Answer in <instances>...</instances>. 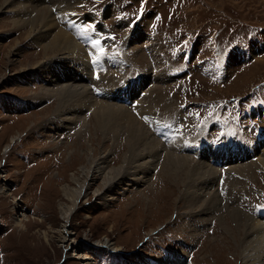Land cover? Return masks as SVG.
<instances>
[{
    "label": "rangeland",
    "instance_id": "rangeland-1",
    "mask_svg": "<svg viewBox=\"0 0 264 264\" xmlns=\"http://www.w3.org/2000/svg\"><path fill=\"white\" fill-rule=\"evenodd\" d=\"M33 2L0 0V264L263 263H252L257 252L229 210L264 220V169L248 177L230 169L258 162L264 150V0H74L76 16L52 9L57 26L32 31L22 16ZM18 12L23 21L14 23ZM68 23L84 31L76 40L97 66L83 81L66 77L71 57L49 44L60 27L73 35ZM47 66L58 81H49ZM128 82L137 84L132 104L101 95ZM68 83H84L92 104L124 106L162 144L153 162L145 159L148 173L133 169L137 155L125 159L127 134L98 130L93 107L40 95ZM143 101L148 110L137 107ZM251 143L257 150L245 152ZM169 150L190 156L188 170L168 172ZM198 160L219 174L200 192L190 184ZM93 161L104 162L102 172ZM86 180L64 227L61 204L71 205L64 189L77 191ZM213 194L221 210L202 209ZM192 196L201 198L197 205L187 204Z\"/></svg>",
    "mask_w": 264,
    "mask_h": 264
},
{
    "label": "bare ground",
    "instance_id": "bare-ground-1",
    "mask_svg": "<svg viewBox=\"0 0 264 264\" xmlns=\"http://www.w3.org/2000/svg\"><path fill=\"white\" fill-rule=\"evenodd\" d=\"M10 1H12V0H10ZM32 1H35V2L32 3L31 9H29V11H28V9L25 8V10L28 11V14H25V15L21 14V12L23 13V11H25V10H22L21 12H18L19 13V18H16V20L14 22V23H18L20 21H23V20H21L20 15H23L22 17L28 16L27 20H24L25 23H23V25H27V26L31 25L32 27L35 28V29H31L32 31L33 30L35 31V30L40 29L42 27L47 29L50 26V22H52V24L53 23L56 24V26H57V22H55L52 9H55L54 10L55 14L57 12H59L61 17H64L67 13H69V14H67L68 16H72V15H74L76 13V7H77L76 5H74V13H72L73 12L72 9H73L74 0H46V1L50 2V4H48V5L45 4V2H46L45 0H32ZM38 2H40V3H38ZM54 6H56V7H54ZM61 13H63V14H61ZM74 16H76V15H74ZM65 18L67 19V16ZM72 18H74V17H72ZM69 25L72 26V28L76 27V26H74V23L73 24L71 23ZM38 27H40V28H38ZM79 28H81V27H79ZM73 30H74V28H73ZM32 31H30V32H32ZM74 35H75V38H74ZM44 36L45 35L41 34L38 37L41 38V37H44ZM141 36H139V37L137 36L138 37L137 38L138 41L141 39ZM77 38L78 39H83V36L80 34L79 30L78 31L74 30L73 31V35H71L68 32H66L62 27H60L58 32L55 34V36L52 38V40H51V42L49 44H51L50 47L51 46L53 47V48L51 47L52 50L55 49V48H59V50H61L62 52H68V53H66L67 56L71 57V60H67V63L69 62L71 64V65L69 64V66H68V68H69L68 71L71 72V73H67L66 77L70 75L71 77H69V78L72 79L73 78L72 76H73V73H74V75L80 76L81 78H79V79L83 81V78L87 79L86 75H88V73L90 71L89 69L96 70L97 66H96V64L93 61V59H94L93 51L90 50L89 52H87L88 56L86 58L85 57L86 55L83 52L82 46L80 45L82 43L79 44V41L76 40ZM88 48L90 49L91 47H88ZM76 53H78V54H76ZM53 55H55V53H53ZM72 56H74V58ZM89 57H90V59H92V60H90L92 67L86 66V64H85L86 59H88ZM121 60H117V63L115 64V66L118 64V68L121 65H123V62ZM111 61H113V60H111ZM63 62H66V61H63ZM42 66L45 67L46 65L43 64ZM46 69H48V71H49L48 72L49 73V75H48L49 76V78H48L49 81H58L55 77L51 78L52 76L50 75L51 72H50L48 66L46 67ZM79 72H81V73H79ZM158 75L159 74L157 73V75H155L154 79H161L163 77V76H158ZM56 76H57V74H56ZM88 76H90V73H89ZM166 77H167V75H166ZM91 79H92V77H91ZM93 82L96 83V81H93ZM69 83L68 84H61L58 87V90L56 89L57 90L56 92L55 91L53 92L52 90H49L48 88H44L43 90H41V92H43V94H40V95L47 96V93H49V94L55 93L56 95H58V98H59L58 102L59 103L69 102L68 104H70L72 106H74V105L76 106L77 105L78 107H81V109L83 107H88V106H89L88 109L93 107L94 108L93 109L94 110V116H95V118H93V119L96 122L98 130L99 131L102 130V133L104 135H107L108 133H111V134H113L114 136H117V137L119 135L121 137L122 134H127V140H128L127 141L128 142V149L127 150L128 151L126 152L125 159H127L128 157H134L135 155H137L136 159H135V157L133 158V159H135L134 162L132 163V166H134L133 169L136 170V173H138V175L140 173H143L144 175L146 173H148V171H149L148 170L149 169L148 166L151 163H149V161L147 162L145 159L149 158V160L152 159L154 161V159L156 157H158V155H159V152L161 150L162 144L156 138H153L152 137L153 135L144 127V125L142 126L140 124V122L136 119L134 114L131 113L124 106H121V105H118V104H115V103H112V102L108 103V102H105V101L95 102L94 104H92L91 101L94 102V100L90 101V99L94 98L92 96L93 93L91 94V92L89 91L88 87H86V85L84 83L83 84H79V85H77V84H69ZM134 85H137V84L134 83ZM134 85L132 83L131 84L129 83L128 87H125V86L117 87V88L111 89L107 93V95H105L103 93L101 95H104L107 98H117L118 96L123 94L121 97L130 98L132 96V94H134V90H135L133 88ZM44 91H46V92H44ZM111 96H115V97H111ZM145 101L141 102V105L139 103V105L137 107H139V108L142 107V109H143L145 104H146ZM114 102H116V100ZM134 102H135V100H134ZM148 109H149V107H148ZM148 109L144 108V110H148ZM171 111H173V110L171 109ZM79 112L80 111L77 110L75 112V114L78 115ZM72 113H74V112H72ZM68 115H65V116L68 117ZM72 118H74V117H72ZM170 118H171V116H170ZM159 119H160V117H159ZM162 127H164V126H162ZM178 133H180V132H178ZM114 136L112 137V139L114 138ZM120 137H118V138H120ZM15 139H16V137H14V136L11 138V140H10L11 142L7 145L5 150L8 151L11 148V145L15 141ZM263 139H264V137L262 136L260 141H262ZM248 143H249V141H248ZM181 145H185V144L183 143ZM193 145H194V143H193ZM124 146H125V144H124ZM185 146H187V145H185ZM223 146H225V145H223ZM122 149H123V147H122ZM198 150L200 151L201 148H199ZM256 150H257V147L255 146V143H253V144L251 143L248 146V148L246 149L245 152L249 153L250 151L254 152ZM151 156H153V157H151ZM166 156L167 157L165 158V162L168 165V167H167L168 168V172L170 171L171 173L173 172V173L177 174L178 172H181L182 169L184 170V172H185V170H188L187 169V167H188L187 165L189 163L190 156H185V155L184 156H179V155L175 154V152H173V150L172 151L169 150L167 152ZM232 156L233 155H230V158ZM103 159H104V157L101 158V160H103ZM142 160H143V162H139V161H142ZM255 160H256V158L254 159V162L251 161V162H248V163H243L241 165L240 164L231 165L230 169H231V171H235L236 173H240L241 175H244V176L248 177L247 174L250 171H252L253 168L254 169L255 168L256 169H260V168L264 169V150H263V153L259 156V160L260 161L257 160L258 162H256ZM103 163H104L103 161H100V162L93 161L91 163V168L93 167L92 165H94V168L98 169V171H96L94 169L95 173L96 172H100V171L102 172ZM126 166H127V164H126ZM123 167H124V165L121 166L120 171H118L117 174H112L111 176L105 178V180L103 181L104 182L103 183L104 187H106L113 180L115 181V179L120 176L121 172H123L122 171ZM183 167H185V169ZM91 168L88 169V171L86 173V177H89ZM142 168H143V170H142ZM133 169H127V172H128L127 175L128 176L132 175V174L134 175L135 171ZM93 175H92V177H93ZM186 175H187V178H188L189 175H190V170L188 171V173H186ZM192 175H193V178L191 179L192 182H190V184L193 185V188H195L197 191L200 192V191H203V189L208 188V186L214 184L215 181H217L219 174H218L217 170L213 166H211V165H209L207 163V161L205 162V161H202V160H198L197 162H195V164L193 166V169L191 170V176ZM124 176H126V175H124ZM131 177H133V176H131ZM144 177L145 176H143V178ZM120 178H122V177H120ZM132 179H134V178H132ZM89 185L90 184H88V182L86 180V181L82 182L81 186L78 187L79 190H77V191L70 190V188H68V187H66L64 189V192H65L64 196L66 198H68V201L71 203L70 206L61 204V206H62L61 207V213H62V216H63L62 219L64 220V224H65L64 227H66V224L70 221V219H71V217H72V215L74 213V208H75L76 204L78 203V201L80 200V198L82 196V193H83V190H84V186L86 187V190H87ZM107 189H110V188H107ZM200 200H201L200 197L192 196V198L187 202V204L188 205H197V203ZM219 204H221V203L219 201L218 195L217 194H213L210 197V199H206V200L204 199V202L200 205V207L202 209L206 210V211H210L211 207H215L216 209L221 210L222 207H221V205L219 207ZM198 211H199V209H198ZM229 214L235 220L236 224L239 227H241L243 230H245L244 232H246V237H247L246 239L249 240V243H250V245L247 248H251V251H256L257 252V254H256L257 256L255 257L256 258L255 260H253V258L251 259L252 256H251L250 251L247 252V256L248 255L250 256V257H248V261L250 262V261L253 260L252 263L263 262V263H260V264H264V220L262 221L261 218L260 219L259 218L251 219L250 217L246 218V220H243L242 219V215H241V211H239V210H233V209L229 210ZM263 216H264V214H263ZM263 219H264V217H263ZM17 224H18V226H24L21 222H18ZM94 247L96 249V248L100 247V245L97 244ZM134 262H135V260H134Z\"/></svg>",
    "mask_w": 264,
    "mask_h": 264
},
{
    "label": "snow or ice",
    "instance_id": "snow-or-ice-1",
    "mask_svg": "<svg viewBox=\"0 0 264 264\" xmlns=\"http://www.w3.org/2000/svg\"><path fill=\"white\" fill-rule=\"evenodd\" d=\"M98 43V42H97ZM145 119H147L146 117H145Z\"/></svg>",
    "mask_w": 264,
    "mask_h": 264
}]
</instances>
